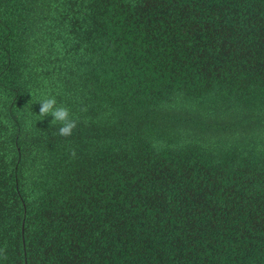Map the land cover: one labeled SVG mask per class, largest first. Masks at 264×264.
<instances>
[{
  "label": "trees",
  "instance_id": "obj_1",
  "mask_svg": "<svg viewBox=\"0 0 264 264\" xmlns=\"http://www.w3.org/2000/svg\"><path fill=\"white\" fill-rule=\"evenodd\" d=\"M50 95L71 136L39 115ZM5 247L264 264V0H0Z\"/></svg>",
  "mask_w": 264,
  "mask_h": 264
},
{
  "label": "clouds",
  "instance_id": "obj_2",
  "mask_svg": "<svg viewBox=\"0 0 264 264\" xmlns=\"http://www.w3.org/2000/svg\"><path fill=\"white\" fill-rule=\"evenodd\" d=\"M39 115L45 117L51 115L53 117L51 123H59L61 126L58 129V135L60 136H71L73 130L77 128L79 119L73 118L70 109L64 104H58L55 96H46L39 101ZM86 109H82L84 111ZM70 155L75 157L76 151L72 149ZM0 259H7L6 247L0 248Z\"/></svg>",
  "mask_w": 264,
  "mask_h": 264
}]
</instances>
